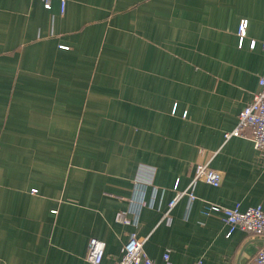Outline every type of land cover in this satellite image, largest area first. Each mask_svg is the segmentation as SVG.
Listing matches in <instances>:
<instances>
[{
	"label": "crops",
	"instance_id": "1",
	"mask_svg": "<svg viewBox=\"0 0 264 264\" xmlns=\"http://www.w3.org/2000/svg\"><path fill=\"white\" fill-rule=\"evenodd\" d=\"M61 2L0 0V264H93L91 237L114 264L131 232L154 264H255L263 236L202 209L264 208L263 156L224 136L264 76V0Z\"/></svg>",
	"mask_w": 264,
	"mask_h": 264
},
{
	"label": "built area",
	"instance_id": "2",
	"mask_svg": "<svg viewBox=\"0 0 264 264\" xmlns=\"http://www.w3.org/2000/svg\"><path fill=\"white\" fill-rule=\"evenodd\" d=\"M46 8L50 7L51 0H42ZM64 7V0L61 2V9ZM246 20H241L237 34L239 44L246 33ZM251 48L255 46V40L249 44ZM264 46V44H263ZM259 89L254 92L251 100L239 111L238 119L235 127L224 133L225 138L231 136L248 137L253 143L254 148L264 158V76L258 80ZM153 169H150V171ZM153 176L146 179L136 176L134 182V194L131 198L130 212L133 214L137 210L138 203L141 200L142 187L152 182ZM201 180L212 185H219L221 182V174L207 163H198L195 166L192 182ZM187 195L189 203H191L196 195L188 187L179 191L168 203V210L171 209L179 197ZM211 211H220L222 220L226 224L228 230L226 235L229 236L234 230L240 229L254 236L264 237V208L260 205L248 206L245 209L240 208V204L233 206H221L219 204L204 201L202 212L208 214ZM166 215V214H165ZM117 221L130 224L131 219L125 212L120 211L116 214ZM136 222H133L135 224ZM143 238L137 236L135 232H131L127 242L123 246L121 257L114 264H154L143 250ZM105 242L98 237H91L88 242L86 258L93 264H100L104 255ZM166 264H169V255L166 252L163 255ZM255 264H264V244H262L254 255Z\"/></svg>",
	"mask_w": 264,
	"mask_h": 264
},
{
	"label": "water",
	"instance_id": "3",
	"mask_svg": "<svg viewBox=\"0 0 264 264\" xmlns=\"http://www.w3.org/2000/svg\"><path fill=\"white\" fill-rule=\"evenodd\" d=\"M262 240H264V237H263V239H262ZM263 244H264V243H263ZM261 245H262V244H261ZM261 245H260V246H261ZM260 246H258V248H259ZM258 248H257V249H258Z\"/></svg>",
	"mask_w": 264,
	"mask_h": 264
}]
</instances>
